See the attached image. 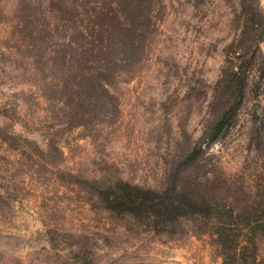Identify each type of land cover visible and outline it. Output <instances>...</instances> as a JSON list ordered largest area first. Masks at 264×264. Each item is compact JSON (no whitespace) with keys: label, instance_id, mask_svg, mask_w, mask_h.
Returning <instances> with one entry per match:
<instances>
[{"label":"rangeland","instance_id":"obj_1","mask_svg":"<svg viewBox=\"0 0 264 264\" xmlns=\"http://www.w3.org/2000/svg\"><path fill=\"white\" fill-rule=\"evenodd\" d=\"M124 186L201 215L110 208ZM258 220L264 0H0V264H264Z\"/></svg>","mask_w":264,"mask_h":264},{"label":"trees","instance_id":"obj_2","mask_svg":"<svg viewBox=\"0 0 264 264\" xmlns=\"http://www.w3.org/2000/svg\"><path fill=\"white\" fill-rule=\"evenodd\" d=\"M137 1V0H135ZM123 25V24H122ZM96 27V26H95ZM121 27V26H120ZM108 28H110L108 26ZM107 28V29H108ZM122 30L125 29V25H123ZM120 28V29H121ZM96 32V31H95ZM100 32V31H99ZM97 31V33H99ZM108 32V31H107ZM110 31L108 32V34ZM102 43H106L105 41H102ZM111 48V45L109 43H106L103 45V47L98 49L97 51H92V52H99L100 54H107L108 49ZM98 54V53H97ZM117 62L111 64L109 61H104L103 63H100L99 65H96V67L91 71L89 74H85L81 78V83H88L89 85V90H87V95L93 94L100 95L104 94L107 95V91L104 87V80L103 78H107L109 74H111L112 66H116ZM240 81H242L241 77H236L235 82L238 84V89H241ZM80 83V82H79ZM240 94L243 95V90L240 92ZM227 117H221L219 119V122L217 123V131L212 135L211 139L209 141H214V137L220 131L224 126L226 125L227 122ZM207 141V142H209ZM200 150V149H199ZM199 150H196L192 152L189 156L188 159L192 160L193 158L196 157V155L199 153ZM132 191H137V189H133L132 187L129 186H124L122 189V193H112L113 195H108L106 197V200L108 202V205L110 208H116V209H121V210H126L127 208H133L137 211L141 209H147L148 206L153 209L157 207V216L161 217H170L174 219H178L181 216L187 215V214H196V215H201V213H193V211H189V207L193 205L192 203V198L185 192L184 190H178L176 187L172 190V193H165V194H153L152 192H138V194L131 193ZM141 195V198H140ZM151 201L148 203L147 206V199L149 198ZM190 197V198H188ZM188 199V200H187ZM192 199V200H191ZM192 203V204H191ZM207 211H203V215L205 214L206 218L210 220L213 218V216H217L219 218V221L221 222L219 226L216 227L215 234L217 237L220 239H223L224 236L227 237L229 234L228 232L231 231L230 228H233V225H228L230 224L229 222H235V218L238 217V213H236L232 207H216L213 208L212 206H208ZM225 218L229 220V222L225 221ZM261 224V225H259ZM258 227H262L264 229V220H258L257 221ZM257 227V228H258ZM254 243V242H253Z\"/></svg>","mask_w":264,"mask_h":264}]
</instances>
